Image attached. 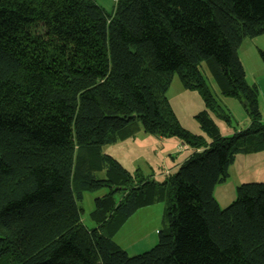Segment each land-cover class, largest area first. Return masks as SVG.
Wrapping results in <instances>:
<instances>
[{
	"label": "trees",
	"instance_id": "16d2710c",
	"mask_svg": "<svg viewBox=\"0 0 264 264\" xmlns=\"http://www.w3.org/2000/svg\"><path fill=\"white\" fill-rule=\"evenodd\" d=\"M264 35V0H0V264H264V183L237 188L226 209L215 189L238 154L264 152L259 91L238 50ZM264 61V53H261ZM251 119L230 122L208 76ZM175 75L198 92L210 141L182 127L167 93ZM138 122L191 154L161 183L103 153ZM96 199L88 229L78 202ZM166 202L168 227L130 257L114 237L140 209Z\"/></svg>",
	"mask_w": 264,
	"mask_h": 264
},
{
	"label": "rangeland",
	"instance_id": "374dc122",
	"mask_svg": "<svg viewBox=\"0 0 264 264\" xmlns=\"http://www.w3.org/2000/svg\"><path fill=\"white\" fill-rule=\"evenodd\" d=\"M108 14L116 9V0H93ZM264 35L245 39L238 50V56L244 66L249 85H255L259 91L258 105L264 122ZM208 83L215 94L218 104L230 116V122L210 113L224 137L234 135L236 131L245 130L251 124L244 105L237 99L225 97L219 93L210 74ZM167 98L182 127L189 132L204 137L210 141L208 135L201 128L196 116L206 110V105L198 92L187 91L183 88L178 75H175ZM144 132L143 125L138 122L134 135L124 141H119L103 148V153L112 156L120 162L126 170L135 174L139 172L144 177H152L157 182H163L166 177L175 174L185 161L188 152H179L177 139H163ZM187 150H189L187 148ZM179 152V153H178ZM248 183H264V152L238 154L234 164L229 169V178L218 187L216 197L221 209H226L237 198V188ZM108 189L87 191L78 202L81 209V220L88 229L96 228L92 219L96 199L107 194ZM215 195V193H214ZM166 202L160 201L152 206L140 209L121 228L114 237L122 250L130 257L138 256L152 250L159 243V232L164 231L169 223L166 217Z\"/></svg>",
	"mask_w": 264,
	"mask_h": 264
},
{
	"label": "crops",
	"instance_id": "0c3cea01",
	"mask_svg": "<svg viewBox=\"0 0 264 264\" xmlns=\"http://www.w3.org/2000/svg\"><path fill=\"white\" fill-rule=\"evenodd\" d=\"M159 141L163 142L164 140L163 139H159ZM181 146H183V144L181 142H179V145H178V149L180 150L181 149ZM179 152H188L189 154H187V157L185 158V160L188 158V156L191 154L190 150H187V148L185 147L183 150H180ZM178 152V153H179ZM184 162V161H183ZM179 165H177V168L178 166H180V163H178ZM218 187L220 186H217L216 189H215V197H216V193H217V190H218Z\"/></svg>",
	"mask_w": 264,
	"mask_h": 264
},
{
	"label": "built area",
	"instance_id": "2783aa9c",
	"mask_svg": "<svg viewBox=\"0 0 264 264\" xmlns=\"http://www.w3.org/2000/svg\"><path fill=\"white\" fill-rule=\"evenodd\" d=\"M185 148V145L181 146V149L180 150H183Z\"/></svg>",
	"mask_w": 264,
	"mask_h": 264
}]
</instances>
